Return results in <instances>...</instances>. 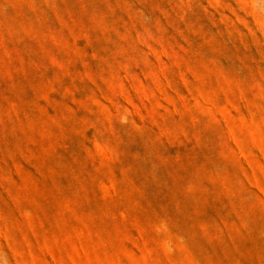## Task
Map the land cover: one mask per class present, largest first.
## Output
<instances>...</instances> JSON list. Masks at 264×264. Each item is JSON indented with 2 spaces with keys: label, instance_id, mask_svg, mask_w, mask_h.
Instances as JSON below:
<instances>
[{
  "label": "rangeland",
  "instance_id": "1",
  "mask_svg": "<svg viewBox=\"0 0 264 264\" xmlns=\"http://www.w3.org/2000/svg\"><path fill=\"white\" fill-rule=\"evenodd\" d=\"M0 264H264V0H0Z\"/></svg>",
  "mask_w": 264,
  "mask_h": 264
}]
</instances>
